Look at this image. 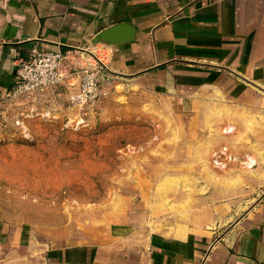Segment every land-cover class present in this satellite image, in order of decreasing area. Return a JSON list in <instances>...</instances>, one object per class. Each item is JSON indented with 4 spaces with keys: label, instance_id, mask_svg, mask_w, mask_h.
Returning <instances> with one entry per match:
<instances>
[{
    "label": "crops",
    "instance_id": "crops-1",
    "mask_svg": "<svg viewBox=\"0 0 264 264\" xmlns=\"http://www.w3.org/2000/svg\"><path fill=\"white\" fill-rule=\"evenodd\" d=\"M123 22L133 41L93 42ZM34 46L103 66V98L117 77L187 119L145 158L140 206H113L106 230L72 243L0 219V264H264V0H0L1 96Z\"/></svg>",
    "mask_w": 264,
    "mask_h": 264
},
{
    "label": "rangeland",
    "instance_id": "rangeland-1",
    "mask_svg": "<svg viewBox=\"0 0 264 264\" xmlns=\"http://www.w3.org/2000/svg\"><path fill=\"white\" fill-rule=\"evenodd\" d=\"M114 81L79 120H72L69 97L53 95L56 88L0 95V219L27 222L50 243H72L106 230L115 207L140 206L139 192L154 183L145 158L156 157L158 142L175 140L171 126L187 117L171 100H140L123 79ZM149 108L164 113L157 119Z\"/></svg>",
    "mask_w": 264,
    "mask_h": 264
},
{
    "label": "built area",
    "instance_id": "built-area-1",
    "mask_svg": "<svg viewBox=\"0 0 264 264\" xmlns=\"http://www.w3.org/2000/svg\"><path fill=\"white\" fill-rule=\"evenodd\" d=\"M82 57L80 54L73 56L62 49L32 47L26 57L19 58L15 83L8 95H28L53 89L76 77L78 83L69 94L71 110L80 117L92 113L105 95L102 89L103 66L96 61H83Z\"/></svg>",
    "mask_w": 264,
    "mask_h": 264
},
{
    "label": "water",
    "instance_id": "water-1",
    "mask_svg": "<svg viewBox=\"0 0 264 264\" xmlns=\"http://www.w3.org/2000/svg\"><path fill=\"white\" fill-rule=\"evenodd\" d=\"M135 27L127 22L118 23L101 30L94 38V43H122L130 42L135 38Z\"/></svg>",
    "mask_w": 264,
    "mask_h": 264
},
{
    "label": "bare ground",
    "instance_id": "bare-ground-1",
    "mask_svg": "<svg viewBox=\"0 0 264 264\" xmlns=\"http://www.w3.org/2000/svg\"><path fill=\"white\" fill-rule=\"evenodd\" d=\"M210 116V115H209ZM159 183V182H158ZM161 186V185H160ZM150 206V205H149ZM171 208V207H170Z\"/></svg>",
    "mask_w": 264,
    "mask_h": 264
}]
</instances>
